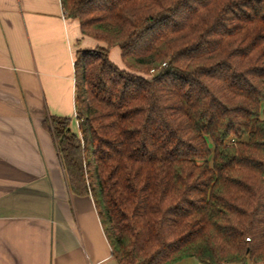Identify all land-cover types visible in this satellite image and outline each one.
<instances>
[{
	"label": "trees",
	"instance_id": "16d2710c",
	"mask_svg": "<svg viewBox=\"0 0 264 264\" xmlns=\"http://www.w3.org/2000/svg\"><path fill=\"white\" fill-rule=\"evenodd\" d=\"M61 3L101 44L76 52L80 133L42 124L119 264H264V0Z\"/></svg>",
	"mask_w": 264,
	"mask_h": 264
},
{
	"label": "crops",
	"instance_id": "0c3cea01",
	"mask_svg": "<svg viewBox=\"0 0 264 264\" xmlns=\"http://www.w3.org/2000/svg\"><path fill=\"white\" fill-rule=\"evenodd\" d=\"M63 11L61 0H0V264H119L42 124L66 116L80 133L76 52L101 44Z\"/></svg>",
	"mask_w": 264,
	"mask_h": 264
},
{
	"label": "rangeland",
	"instance_id": "374dc122",
	"mask_svg": "<svg viewBox=\"0 0 264 264\" xmlns=\"http://www.w3.org/2000/svg\"><path fill=\"white\" fill-rule=\"evenodd\" d=\"M117 55L120 58V49H119V47H113V50L111 51V55H110L111 59L112 60H117L116 59ZM62 166H64V165H62ZM184 261H197V259H195V258H187V259H184V260H182L180 262H177L176 264L184 263Z\"/></svg>",
	"mask_w": 264,
	"mask_h": 264
},
{
	"label": "built area",
	"instance_id": "2783aa9c",
	"mask_svg": "<svg viewBox=\"0 0 264 264\" xmlns=\"http://www.w3.org/2000/svg\"><path fill=\"white\" fill-rule=\"evenodd\" d=\"M153 71V70H152ZM222 264H232V263H230V262H223Z\"/></svg>",
	"mask_w": 264,
	"mask_h": 264
}]
</instances>
